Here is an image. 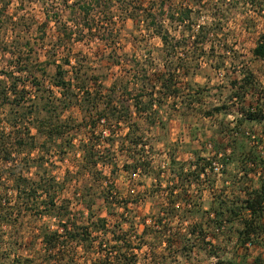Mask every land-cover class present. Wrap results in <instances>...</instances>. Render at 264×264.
I'll list each match as a JSON object with an SVG mask.
<instances>
[{
    "label": "rangeland",
    "instance_id": "rangeland-1",
    "mask_svg": "<svg viewBox=\"0 0 264 264\" xmlns=\"http://www.w3.org/2000/svg\"><path fill=\"white\" fill-rule=\"evenodd\" d=\"M259 41L264 0H0V264H45L44 231L100 219L103 245L70 243L65 261L101 264L100 248L121 264L264 260L237 216L217 228L212 213L240 211L264 180V122L244 118L264 115Z\"/></svg>",
    "mask_w": 264,
    "mask_h": 264
},
{
    "label": "trees",
    "instance_id": "trees-1",
    "mask_svg": "<svg viewBox=\"0 0 264 264\" xmlns=\"http://www.w3.org/2000/svg\"><path fill=\"white\" fill-rule=\"evenodd\" d=\"M71 6L74 7V2ZM84 9L86 10V12H88L89 4H87ZM187 12H190V11L187 10ZM47 21H48V17H46L45 21H43V25H45L47 23ZM151 22L153 25L154 22L153 21H151ZM253 54L258 58L264 59V42L263 41H259L256 44V46L253 49ZM17 62H18V60H17ZM24 70H27V69L24 68ZM56 74L62 75V72L58 69ZM163 75L164 76L161 77V79H160L161 87L163 89L167 90V92H172V93L175 92V94L177 96L178 90L174 88V82L175 81L173 79V75H171V76H169V75L166 76L165 74H163ZM64 84H66V83H64L62 78L56 82V85H58V86H63ZM80 87L83 91L84 87L83 86H80ZM80 87H78V89H80ZM67 88H68V86H67ZM68 91L70 93L72 92L69 88H68ZM150 96H152V94H150ZM72 97L74 99V91L72 92ZM65 98H67V97L64 96V99ZM68 98L70 99L71 97L68 95ZM70 103H71V101H70ZM215 110L218 111V110H220V108L217 107V108H215ZM244 118H246L248 120L258 121V122L263 120V122H264V115H263L262 111L259 109H255L253 111L247 112L244 115ZM99 119L101 120L102 118L100 117ZM261 160H262V163H264V157ZM200 171L202 174L204 172V168L200 167ZM195 175L199 176V172L195 173ZM26 184L27 183H25V185ZM25 185H23L21 182L18 183L16 181V191H23V193H24V190H26L29 187L28 193L25 192L27 194V196L35 195V193L37 192V189L33 186H29V185L25 186ZM38 188H40L39 185H38ZM46 192H47L46 194L48 196V202L45 203V205H44L45 208H44V210H42L43 212L50 211V208L53 205V198H54L53 192L51 193V191H49V190H46ZM240 209H241L240 211H238V210L235 211L232 208V206L226 207L225 205L224 206L219 205L218 209H215L212 212L213 214H215L213 216L214 217L213 222L215 223L214 226L215 227L218 226L217 228L222 227L221 222L225 221V220H222V218L224 217L225 214L230 216L229 218H233V217L237 216L238 219H240L238 221H240V223H242V226L238 231V238L240 239V243L244 246L247 242H249V243L255 242V244H259L260 246H262L263 242H264V180L262 182H260L259 186H257L254 190L247 193V196L245 197V199L243 201V206ZM242 209H243V212H241ZM47 214H49V213H47ZM216 219L219 220L218 225L216 223ZM150 223L145 225L146 228L143 229L141 232L142 234L139 235L140 240H143V238H144V237H142V235L149 233V232H147L148 230L151 231V233H155L156 229H158V226H159L158 224H160L161 221L158 218L157 222L153 221L152 224H150ZM74 225L75 224L73 223V227L71 228L68 226L67 223H60L59 229H55V230L51 231L50 233L46 232V231L43 232L42 244H41L42 252L41 251L40 252L42 253L41 254L42 260H43V262H45V264H50L52 261H62V260H64V262H65L64 264H70V263H68L70 261V259H68V260L66 259V261H65V258H66L65 256L67 254L66 249H67V246H69V245L72 247L73 245H71V244H75V243H77V241H80V242L82 241L83 243L86 244V247H88V246L91 247L95 241L97 242V244L99 246L103 245V243L101 242L103 240V238H102L103 236L100 237L99 235L95 234L94 231L99 232V233L108 232V224L104 221V219H100L99 221L97 220V225L95 226V230H93L90 225H85V226L79 225L80 227L75 226L76 228H74ZM192 232L193 233L196 232L195 227L193 228ZM198 232L200 233L201 236H204V233H202L201 229L198 230ZM112 234H116V233L112 232ZM116 238L118 239V241H120V239L123 240L122 236L120 237L119 235H116ZM98 239H99V242H98ZM164 241H166V240H164ZM166 242H170V241H166ZM207 244H208L207 247L212 246L211 242L207 243ZM118 249H117L116 253L114 251L104 252V250L101 248H100V251H96V254L98 255L100 263L101 264H115V263H113V258H114V259H116L117 264H119V263L121 264V262L123 261V258H125V257H122L124 255H119V254L116 255L121 250L120 248H118ZM74 253H75V251H74ZM111 255H112V257H111ZM113 255H114V257H113ZM208 255H214L216 257L219 256L218 254L216 255V251L214 249H213V251H210V253H208ZM74 258L78 259V257H75V256H74ZM218 258L219 259L216 260V264H247L248 263L245 255H241V257L238 259V261L236 263L234 261H232V259L227 260V261H222L220 259V257H218ZM262 263L264 264L263 258L260 256H257V257H254L252 259L251 264H262Z\"/></svg>",
    "mask_w": 264,
    "mask_h": 264
},
{
    "label": "built area",
    "instance_id": "built-area-1",
    "mask_svg": "<svg viewBox=\"0 0 264 264\" xmlns=\"http://www.w3.org/2000/svg\"><path fill=\"white\" fill-rule=\"evenodd\" d=\"M220 167H221L220 165L219 166L215 165L214 170L219 171ZM150 220H151L150 218H148V220L146 219L147 222H149Z\"/></svg>",
    "mask_w": 264,
    "mask_h": 264
}]
</instances>
